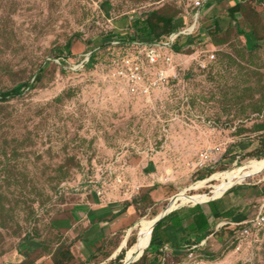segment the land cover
Returning a JSON list of instances; mask_svg holds the SVG:
<instances>
[{"label":"rangeland","instance_id":"obj_1","mask_svg":"<svg viewBox=\"0 0 264 264\" xmlns=\"http://www.w3.org/2000/svg\"><path fill=\"white\" fill-rule=\"evenodd\" d=\"M204 10L176 76L144 92L119 68L191 25L187 0H0V264H264V167H245L264 161V0ZM231 190L252 218L194 259L135 248L177 197Z\"/></svg>","mask_w":264,"mask_h":264},{"label":"crops","instance_id":"obj_2","mask_svg":"<svg viewBox=\"0 0 264 264\" xmlns=\"http://www.w3.org/2000/svg\"><path fill=\"white\" fill-rule=\"evenodd\" d=\"M239 191L231 190L218 198L206 201L204 204H194L172 211L163 216L159 224L154 226L150 239L156 227L153 242L159 250L167 248V254L170 257H175L177 254L186 252L188 248H201L207 244L206 240L208 238L211 237L213 240L216 237V233L220 228L231 229L235 224L247 220L243 217L252 218V214L255 211L251 213V216L248 215L251 209L254 208L250 206L253 203L252 200H249L251 197L245 198L244 203L235 204V198H240ZM200 216L203 218L200 219L202 220L203 227L197 231L195 230L193 221L194 217ZM178 219L180 220L178 221ZM92 222L94 221L89 220V224ZM93 226L91 229L86 230V232L83 230L84 233L91 234L95 238L102 236V228L98 230L96 225L93 224ZM109 229L110 226L107 230ZM92 240L96 239L88 236V243L92 242Z\"/></svg>","mask_w":264,"mask_h":264},{"label":"built area","instance_id":"obj_3","mask_svg":"<svg viewBox=\"0 0 264 264\" xmlns=\"http://www.w3.org/2000/svg\"><path fill=\"white\" fill-rule=\"evenodd\" d=\"M187 1L191 6L190 17L193 19L191 25L187 24L176 30V32L166 37L165 41L145 43L142 59L139 64L133 63V61H128L129 70H125L124 68L121 69L124 66L119 68L120 74L124 76L121 78L128 82L131 89L138 90L139 86H141L142 91L148 92L152 89V86H157L164 82L168 77L176 76V73L172 72V68L176 66L175 64L181 63L180 61L183 60L181 59V55H185L183 54V49L186 46L184 38L195 33L197 17L205 13L204 7L210 2V0ZM180 39H182V41L178 43L177 41ZM178 48H181V51L176 53L175 51ZM213 55L214 54H211L210 56L213 57ZM188 56L193 57L192 55ZM255 224L256 223H253V227H256ZM236 235L238 238L248 236L249 227L246 226L241 228L236 232ZM194 248L195 247L187 249L186 260H192L196 257ZM169 264L182 263L172 261Z\"/></svg>","mask_w":264,"mask_h":264},{"label":"bare ground","instance_id":"obj_4","mask_svg":"<svg viewBox=\"0 0 264 264\" xmlns=\"http://www.w3.org/2000/svg\"><path fill=\"white\" fill-rule=\"evenodd\" d=\"M245 167H248V168H250V167H264V161H252V162L246 164ZM239 172H240V169L238 168V169L234 170L231 173V175H235L236 173H239ZM229 176L230 175L228 173H221V174H217L213 177V179L219 180V182H220V184L217 186L218 190H221L222 192H224V190L229 186V183L226 181V179ZM202 185H203V183H198L196 185V187L201 188ZM177 201H178V197L175 199V202H173L171 204L170 209L165 211L160 217L152 219V220L143 221L142 225H143L144 237L136 244L135 248L142 247L146 244L148 238L150 237V234L152 232L153 227L159 222L158 220L163 215L170 212L172 209H176ZM132 251L129 253V256L131 255Z\"/></svg>","mask_w":264,"mask_h":264},{"label":"trees","instance_id":"obj_5","mask_svg":"<svg viewBox=\"0 0 264 264\" xmlns=\"http://www.w3.org/2000/svg\"><path fill=\"white\" fill-rule=\"evenodd\" d=\"M168 21V20H167ZM143 24H142V31H143V33L144 32H149V30L153 27V25L151 24V23H149V22H145V21H141ZM137 24V23H136ZM174 213V212H173ZM176 218V217H175ZM200 219H203L202 218V216H200V217H194V221H193V224H194V226H195V230H197V231H199V229L200 228H202L203 227V223H202V220H200ZM180 219H178V221H179ZM159 223H157V225H158ZM156 225V226H157ZM204 227H205V225H204ZM155 231H156V227H155V230L153 231V235H152V242H153V240H154V237H155ZM149 239H150V237H149Z\"/></svg>","mask_w":264,"mask_h":264},{"label":"water","instance_id":"obj_6","mask_svg":"<svg viewBox=\"0 0 264 264\" xmlns=\"http://www.w3.org/2000/svg\"><path fill=\"white\" fill-rule=\"evenodd\" d=\"M209 201V200H208ZM172 211H174V210H172ZM172 211H170V212H168V213H166L165 215H163V216H166L167 214H169V213H171ZM162 216V217H163ZM162 217L158 220V221H160L161 219H162ZM154 228V227H153ZM153 230V229H152ZM152 233V232H151Z\"/></svg>","mask_w":264,"mask_h":264}]
</instances>
